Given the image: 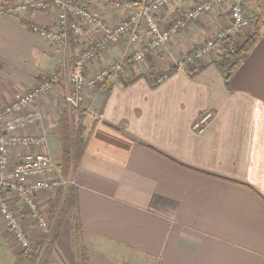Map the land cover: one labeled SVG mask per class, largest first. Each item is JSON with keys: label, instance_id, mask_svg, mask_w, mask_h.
I'll list each match as a JSON object with an SVG mask.
<instances>
[{"label": "crops", "instance_id": "obj_1", "mask_svg": "<svg viewBox=\"0 0 264 264\" xmlns=\"http://www.w3.org/2000/svg\"><path fill=\"white\" fill-rule=\"evenodd\" d=\"M80 1L111 26L127 17L125 9L105 0ZM202 1L179 0L158 21L169 28ZM262 2L246 0L255 27L264 18ZM229 22L228 8H221L191 24L147 55L139 72V66H130L122 78L88 93L81 111L75 113L68 104L72 88L66 77L37 103L40 122L18 135L45 136V150L57 164L60 121L67 114L85 142L76 171L64 177L68 185L38 197L52 222L59 191L63 198L71 184L77 191L82 230L74 241L70 220L65 221L51 264H75L82 249L91 264H264V30L229 86L216 65H208L224 56L222 43L201 63L206 68L193 71L194 78L176 71L155 88L146 79H158ZM32 24L54 27L56 13L0 17V109L40 80L68 72L92 41L90 36L54 46L31 33ZM142 35L135 46L125 38L101 53L88 75L127 60L147 40ZM210 112L213 117L195 129ZM33 152L15 147L11 164ZM8 202L35 244L41 234L28 222L23 200L9 194ZM0 224L5 227L2 218ZM10 237L16 258L20 249Z\"/></svg>", "mask_w": 264, "mask_h": 264}, {"label": "built area", "instance_id": "obj_2", "mask_svg": "<svg viewBox=\"0 0 264 264\" xmlns=\"http://www.w3.org/2000/svg\"><path fill=\"white\" fill-rule=\"evenodd\" d=\"M178 1L143 0L139 6H134L131 3L105 0L114 9H125L127 12L123 21L111 26L103 16L80 0H0V17L54 11V27L49 28L42 24L30 26L31 33L54 46L66 45L70 40L78 44L92 36L91 43L83 47L68 72L57 71L40 80L29 92L18 94L12 103L0 109V217L21 250L33 252L34 242L29 236L28 226L23 225L10 208L8 195L16 194L23 200L28 222L35 225L41 234L40 237H43L49 235L52 226L49 217L40 209L38 197L44 192L52 193L68 185L56 162L45 150L46 137L18 135V132L34 127L40 122L42 116L37 103L43 97L55 91L66 77L72 88L67 97L68 104L75 113L81 111L85 107L87 94L96 91L99 85L108 80L122 78L130 65L143 64L147 55L166 47L191 24L221 8H228L229 24L214 37L207 39L192 54L176 60L174 66L189 75L188 67L195 61L202 63L209 58L225 38H230L229 49H233L235 44L240 42L238 38L250 28L254 19L247 15L246 0H204L176 19L169 28H163L158 21V15ZM93 34H96L95 37ZM142 34L147 40L142 47L134 50L127 60L115 62L92 76L88 75L90 64L101 53L117 46L125 38L135 46L140 42ZM224 54H227L226 50ZM165 79V76H161L158 82L161 83ZM212 117L211 112L203 114L195 129L200 130ZM15 147L33 148L35 152L25 155L18 163L12 165L10 154Z\"/></svg>", "mask_w": 264, "mask_h": 264}, {"label": "trees", "instance_id": "obj_3", "mask_svg": "<svg viewBox=\"0 0 264 264\" xmlns=\"http://www.w3.org/2000/svg\"><path fill=\"white\" fill-rule=\"evenodd\" d=\"M119 1L121 3H131L134 6H139L143 0H114ZM259 40V30L256 29L252 34L246 36L239 43L235 44L233 49L230 48L231 40L230 38H225L221 41L223 47L226 49L227 54L221 57L220 60H216L211 62L208 65H216L221 74L224 77L225 84L229 86L230 81L237 71L238 67L246 60L250 52L255 48L257 42ZM133 66V65H130ZM207 65H202L201 62L195 61V63L189 66V75L191 78L195 77L193 71L206 68ZM179 71L176 67H173L168 72L164 73L166 78H169L174 72ZM148 82L152 87H157L159 84L158 79H153L151 77L147 78ZM127 84L124 83L123 87ZM61 126V158L59 163H57L58 169L61 175L65 178H69L76 171L84 150V139L81 134L80 129L75 126L73 119L71 116L67 114H63V117L60 121ZM63 200V201H62ZM62 201V206L60 212L58 213L57 207ZM70 220L71 231L73 235L74 241L76 240V235H78L82 226L78 217V197L77 191L74 185H70L67 190L66 196L63 198L62 192L59 191V196L57 201L55 202V208L52 214V222L53 227L50 230L48 236L40 237L36 240L34 244L33 252L22 251L15 258V264H51L52 262V254L54 247L61 235V230L63 224L66 220ZM41 248L37 249V248ZM75 264H91L89 256L86 250L82 249L80 251V258Z\"/></svg>", "mask_w": 264, "mask_h": 264}, {"label": "rangeland", "instance_id": "obj_4", "mask_svg": "<svg viewBox=\"0 0 264 264\" xmlns=\"http://www.w3.org/2000/svg\"><path fill=\"white\" fill-rule=\"evenodd\" d=\"M261 8L264 11V2L261 3ZM254 25H255V22L253 24H251L250 28L248 30H246V32H244L238 39H240V41H241L246 36H248L249 34H252L253 31L256 29V27ZM257 28L259 30V37H260V30H262V31L264 30V18H262L261 22L259 24H257ZM146 64H147V61H145L143 64L137 65V66H139L137 68L138 72L140 71L141 67H143ZM163 74H160V75L158 74L157 78H160ZM147 78H149V76H147L146 79ZM60 206H62V205H60ZM50 222H51V220H50ZM51 223L53 224V222H51ZM28 231H29V229H28ZM37 234H39V232H37ZM10 236H12L11 233L8 232L6 230V228L4 226L2 227V225L0 224V264H15V257H13L12 254L10 253V249L12 250L11 246H13V243L11 241L12 238ZM17 246H18V244L16 243V247ZM78 246H79V248H81L83 246V244H81L79 242V240H78ZM41 248H39L40 251H41ZM19 249H20V251H19V254H20L23 250H21V247H19Z\"/></svg>", "mask_w": 264, "mask_h": 264}, {"label": "bare ground", "instance_id": "obj_5", "mask_svg": "<svg viewBox=\"0 0 264 264\" xmlns=\"http://www.w3.org/2000/svg\"><path fill=\"white\" fill-rule=\"evenodd\" d=\"M29 92V91H28ZM49 220H50V218H49ZM51 223V222H50ZM51 226L53 227V225H52V223H51ZM52 227H51V229H52Z\"/></svg>", "mask_w": 264, "mask_h": 264}]
</instances>
